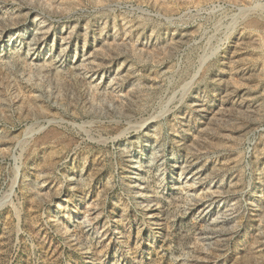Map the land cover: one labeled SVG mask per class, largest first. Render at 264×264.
<instances>
[{
    "label": "rangeland",
    "instance_id": "374dc122",
    "mask_svg": "<svg viewBox=\"0 0 264 264\" xmlns=\"http://www.w3.org/2000/svg\"><path fill=\"white\" fill-rule=\"evenodd\" d=\"M0 264H264V0H0Z\"/></svg>",
    "mask_w": 264,
    "mask_h": 264
}]
</instances>
